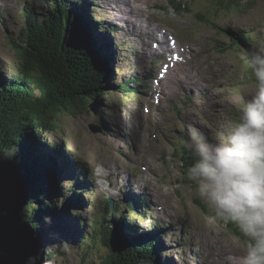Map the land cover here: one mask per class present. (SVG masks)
<instances>
[{
  "label": "rangeland",
  "instance_id": "374dc122",
  "mask_svg": "<svg viewBox=\"0 0 264 264\" xmlns=\"http://www.w3.org/2000/svg\"><path fill=\"white\" fill-rule=\"evenodd\" d=\"M46 1L0 0V77H13L18 69L20 58L9 38L18 37L22 9L43 14L48 12ZM84 1L95 34L114 57L108 63L111 88L98 99L94 112L63 114L55 127L42 133L46 146L42 151L58 160L70 159L58 176L64 194L75 195L68 186L76 177L81 184L77 193L84 201L64 208L63 218L51 226V219H44L39 248L60 250L47 263L102 264L104 249L95 247L83 257L78 240L91 236L96 226L91 223L103 219L107 206L137 234H151L162 242L161 264H240L246 238L237 227L234 230L216 218L199 198L177 150L189 125L219 139L218 133L227 131L254 94L255 81L243 52L230 49L220 30L246 33L253 44L264 40V0L247 10L218 11L212 0H184L187 13H174L169 0H133L134 12L128 14L114 7L116 0ZM117 1L129 7V0ZM75 2L66 3L70 10ZM199 14L202 22L195 16ZM160 57L169 60L165 69L163 62L153 63ZM152 76L162 79L147 80ZM133 83L140 87L139 94H126L129 89L138 91ZM91 126L98 129L96 134ZM49 142L58 147L56 152L47 148ZM68 170L73 171L70 177ZM129 199L142 206L130 208Z\"/></svg>",
  "mask_w": 264,
  "mask_h": 264
},
{
  "label": "trees",
  "instance_id": "16d2710c",
  "mask_svg": "<svg viewBox=\"0 0 264 264\" xmlns=\"http://www.w3.org/2000/svg\"><path fill=\"white\" fill-rule=\"evenodd\" d=\"M68 1L43 2L49 6L48 12L39 15L27 7L22 9L23 24L18 37L9 38L11 47L20 58L18 69L13 77H0V155L12 159L21 169L29 193L28 204L21 215L34 229L38 244L42 240L40 226L45 218L51 219V226V222L63 218L64 208L84 204L77 193L81 189L78 178H72L68 186V191L75 195L69 197L64 194L58 176L65 171L62 164H68L70 159L63 156L64 159L58 160L42 151L46 147L42 133L44 129L55 127V122L63 114L79 110L94 112L96 103L99 105L101 102L98 99L102 97V100L111 88L112 69L109 64L114 57L106 52V43L96 35L97 29L93 27L94 22L88 12L90 9L84 10L89 4L76 0L75 7L70 10L66 4ZM212 1L215 11H218L219 8L247 10L258 0ZM168 4L174 13L189 11L184 0H169ZM195 16L200 22L204 19L200 14ZM220 31L227 36L230 49L244 53L253 45L246 33L225 28ZM120 89L126 91L124 86ZM125 93L137 95L132 89ZM181 146L177 154L180 151L178 155L184 163L181 167L186 172L192 157L184 149V144ZM47 148L55 152L58 149L52 142ZM67 172L66 176L73 174L72 170ZM128 202L130 208H140L132 199ZM103 218L91 223L96 225L91 236L86 234L79 238L83 257L99 246L105 251L102 264H161V241L155 240L151 234H137L133 227L122 222L123 218L110 213L107 206ZM228 226L236 230L234 224L228 223ZM58 253V249L49 252L45 247L39 248L38 260L41 264H48L49 257ZM62 262L66 264L65 260Z\"/></svg>",
  "mask_w": 264,
  "mask_h": 264
},
{
  "label": "clouds",
  "instance_id": "9594fccd",
  "mask_svg": "<svg viewBox=\"0 0 264 264\" xmlns=\"http://www.w3.org/2000/svg\"><path fill=\"white\" fill-rule=\"evenodd\" d=\"M243 55L255 92L219 139L188 126L184 149L192 162L185 176L215 217L246 238L240 264H264V40Z\"/></svg>",
  "mask_w": 264,
  "mask_h": 264
},
{
  "label": "water",
  "instance_id": "95a60500",
  "mask_svg": "<svg viewBox=\"0 0 264 264\" xmlns=\"http://www.w3.org/2000/svg\"><path fill=\"white\" fill-rule=\"evenodd\" d=\"M90 131L98 129L91 126ZM28 200L20 167L0 155V264H41L35 231L21 215Z\"/></svg>",
  "mask_w": 264,
  "mask_h": 264
},
{
  "label": "bare ground",
  "instance_id": "6f19581e",
  "mask_svg": "<svg viewBox=\"0 0 264 264\" xmlns=\"http://www.w3.org/2000/svg\"><path fill=\"white\" fill-rule=\"evenodd\" d=\"M108 1H111V0H108ZM112 2V1H111ZM129 2V7L127 6V5H124L123 6V3L121 2V1H113V3H114V7L116 8V7H118V9H119V12H125L126 14H128V13H132V12H134L133 10H134V1L133 0H129L128 1ZM117 4H119V5H117ZM121 7V8H120ZM128 12V13H127ZM136 12V11H135ZM128 17V16H127ZM129 19V18H128ZM5 20V19H4ZM130 20V19H129ZM130 22L131 23H133L131 20H130ZM141 28H144V29H146V27H145V25H141L140 26ZM166 39V38H165ZM167 41H169V43H170V40H167ZM172 44V43H171ZM173 45H176V44H172V46ZM136 85V84H135ZM137 86V85H136ZM137 87H139V86H137ZM185 139V138H184ZM82 168V167H81ZM118 203V202H117ZM129 203V202H128ZM127 203V204H128ZM140 203V202H139ZM97 204V203H96ZM122 204V203H121ZM86 205V204H85ZM129 205H130V203H129ZM110 206V205H109ZM139 206H140V204H139ZM138 206V207H139ZM142 206V205H141ZM140 206V207H141ZM140 216V215H139ZM104 219V218H103Z\"/></svg>",
  "mask_w": 264,
  "mask_h": 264
}]
</instances>
